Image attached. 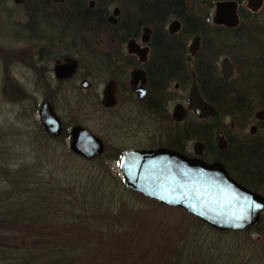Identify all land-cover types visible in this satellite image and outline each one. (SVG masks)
<instances>
[{
	"label": "flooded vegetation",
	"instance_id": "flooded-vegetation-1",
	"mask_svg": "<svg viewBox=\"0 0 264 264\" xmlns=\"http://www.w3.org/2000/svg\"><path fill=\"white\" fill-rule=\"evenodd\" d=\"M225 2H236V25L216 20L218 4ZM1 12L19 17L21 33L13 45L0 37L2 66H20L25 82L12 77L8 89L35 92L38 117L47 102L62 123L60 136L80 126L98 137L103 150L97 157L109 155L118 170L128 151L167 148L220 161L236 179L226 163L233 138L251 143L259 135L264 146V106L241 128L237 119L220 126L213 103L211 118L189 109L194 84L206 100L204 64L215 68L213 60L221 58L220 75L234 76L241 63L227 48L241 26L264 21V0H0ZM195 39L198 48L190 54ZM224 59L231 64L229 77L221 72ZM258 71L254 83H242L247 89L264 91V65ZM208 119L214 120L209 138L203 134Z\"/></svg>",
	"mask_w": 264,
	"mask_h": 264
},
{
	"label": "rangeland",
	"instance_id": "rangeland-1",
	"mask_svg": "<svg viewBox=\"0 0 264 264\" xmlns=\"http://www.w3.org/2000/svg\"><path fill=\"white\" fill-rule=\"evenodd\" d=\"M3 14L0 13V37L13 45L21 36L18 33L19 17L8 19ZM251 25L249 28L241 26L227 48L229 54L241 63L234 76L224 84L229 90L227 95L234 94L231 89L245 81L254 83L256 78L251 77L253 72L258 73L264 65V49L260 47L264 40V21ZM2 39L0 42H5ZM3 62L2 66L0 60V143L6 140L7 133L17 132L10 141L17 146L22 157L20 160L32 163L48 180L50 188L62 194L64 192L57 186L67 188L70 182L78 181L81 183L79 193L84 198L74 202L73 206L70 202L66 203L69 215L68 219H62L58 224L60 228L47 220L39 224L20 219L10 222L0 220L1 233L13 230L15 244L32 245L34 240L39 248L63 247L68 258L58 264H264V212L259 223L251 230L215 229L181 207L165 205L128 187L117 186V183L123 182L117 163L113 159L107 160L106 168L111 175H103L99 162L82 159L69 151L67 136L57 140L44 138L46 141L36 142L31 133L41 125L37 115V94L29 90L8 89L9 79L17 78L25 82L20 66L11 67L9 71ZM214 62L215 70L220 74L221 58L214 59ZM25 95H28V99L24 98ZM235 95L242 104L234 106L233 98L229 101L225 98L219 115L220 126L229 128L230 120L236 117V128H241V124L248 120L247 111L253 108L255 99L244 89ZM254 95L257 98L258 91ZM247 98L251 101L248 102ZM255 109H258L257 106ZM213 122L209 119L203 121V134L208 138ZM154 133L156 136V127ZM230 143L231 154L241 153V149L250 144L248 138L235 137ZM228 159L226 157L230 170L232 168L236 176H241L233 163L234 159ZM255 169L253 167V171ZM6 186L7 183L0 178V190L7 189ZM261 187L264 191L263 182ZM1 236L5 237L6 234Z\"/></svg>",
	"mask_w": 264,
	"mask_h": 264
},
{
	"label": "water",
	"instance_id": "water-1",
	"mask_svg": "<svg viewBox=\"0 0 264 264\" xmlns=\"http://www.w3.org/2000/svg\"><path fill=\"white\" fill-rule=\"evenodd\" d=\"M217 22L237 24L236 2L218 4ZM195 39L189 53L197 51ZM222 74H232L227 59L222 62ZM189 109L198 118H211L216 108L200 95L194 84L189 95ZM263 114L258 110L257 116ZM260 117V116H259ZM39 121L49 137L62 132V123L43 102ZM69 150L92 159L102 153L101 140L80 126L69 131ZM119 172L125 185L161 203L181 207L185 212L219 230H251L264 212V196L236 181L220 161L206 162L167 148L131 150L122 155Z\"/></svg>",
	"mask_w": 264,
	"mask_h": 264
},
{
	"label": "trees",
	"instance_id": "trees-1",
	"mask_svg": "<svg viewBox=\"0 0 264 264\" xmlns=\"http://www.w3.org/2000/svg\"><path fill=\"white\" fill-rule=\"evenodd\" d=\"M227 81V79H223L216 72L215 68H209L206 64L203 65L202 94L207 101L217 106L218 115L222 113L221 106L225 102V98L228 101L233 98L232 102H234L232 104L234 106H241V99L235 95L240 89L249 91L250 97L255 99L253 108L247 111L249 115L256 106L258 109L264 106V91H259L257 87L255 90H249L246 88V84L241 83L240 86H235L231 89L232 92H235L234 94L227 95L229 90L226 89V86L224 87ZM256 91H258L257 98L254 95ZM24 98L28 99V95H25ZM247 99L248 102L251 101L249 98ZM230 115L232 116L231 113ZM233 119L237 118L233 117ZM33 133H31L34 136L32 138L38 143H41L42 140L46 141L44 138H47V140H57L67 135V132H65L60 138H50L43 131L41 125L36 126ZM17 134V132L7 133L6 140L0 143V178L3 182L7 183V189L0 190V220L1 222H10L20 219L32 224H39L47 220L48 223L53 224L57 228L62 219H68L69 214L66 211L68 204L66 205V203L70 202V205L73 206L75 204L74 202H77L79 199H84L82 198L83 194L79 193V190H81L79 185L81 183L72 181L68 184L67 188L66 186L64 188L57 186V188H60L64 192L63 194L57 192L58 190L54 188H50L48 180L44 179L43 175H41L40 171L32 163L20 160L22 157L18 153L17 146L10 141L12 140L10 139L12 138L11 136L14 137ZM250 144L243 147L241 153H233L228 157V160L234 159L239 161L233 160V163L241 176H236L232 172V168L230 172L242 184L264 194L261 187V183H264V157L262 156V153L264 154V146L261 144L258 135ZM238 154L243 155L238 156ZM18 159L20 160L19 162ZM109 159L110 156L104 154L101 157L90 160L99 162L103 175H107L108 173L110 174V170L106 168V161ZM253 167L256 168L255 171H253ZM57 183L59 185V182ZM117 186L127 189L123 182L117 183ZM61 214L64 217L60 218ZM211 229L213 230V228ZM1 234H6V236L2 237ZM13 234H15L13 230H5L2 233L0 231V239H6L5 241L0 240V264H58L60 261H65L68 258L63 247L54 246L50 248L46 246L45 248H39L34 240H32V245H17L13 242L15 237Z\"/></svg>",
	"mask_w": 264,
	"mask_h": 264
}]
</instances>
